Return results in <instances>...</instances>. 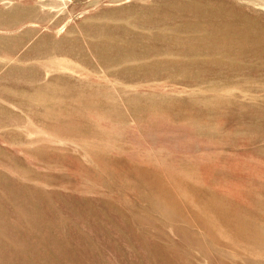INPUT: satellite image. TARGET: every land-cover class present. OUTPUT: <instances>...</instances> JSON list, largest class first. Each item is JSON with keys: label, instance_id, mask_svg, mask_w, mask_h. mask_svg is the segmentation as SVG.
Wrapping results in <instances>:
<instances>
[{"label": "rangeland", "instance_id": "rangeland-1", "mask_svg": "<svg viewBox=\"0 0 264 264\" xmlns=\"http://www.w3.org/2000/svg\"><path fill=\"white\" fill-rule=\"evenodd\" d=\"M0 264H264V0H0Z\"/></svg>", "mask_w": 264, "mask_h": 264}]
</instances>
